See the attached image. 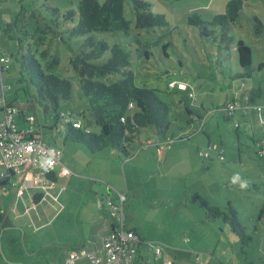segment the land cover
Masks as SVG:
<instances>
[{
  "label": "rangeland",
  "instance_id": "374dc122",
  "mask_svg": "<svg viewBox=\"0 0 264 264\" xmlns=\"http://www.w3.org/2000/svg\"><path fill=\"white\" fill-rule=\"evenodd\" d=\"M143 1L152 12L164 15L166 25L137 28L133 0H124L123 15L131 21L129 30L69 36L67 29L76 19L54 28L51 20L55 17L50 9L65 12L77 8L79 0H0V53L8 56L10 62L9 71L4 73L11 84V89L6 90L7 102L21 108L26 115L36 116L35 129L39 131L43 126L42 140L55 141L62 149V162L75 158L84 171L88 167L95 170V163L86 160L90 152L78 143L65 140L61 121L56 127V121L50 119L55 110L44 112L39 103L32 105L31 98L20 89L15 61L20 45L7 36L4 28L19 15L12 34L23 39V49L26 51L29 43L36 46L35 40L39 42L43 37L39 48L47 51V57L40 59L44 62L57 58L54 73L69 79L73 85L72 99L62 101L56 109L58 112L73 114L87 110V100L80 94L78 76L69 62L79 52L82 42L92 35L108 45L99 61L110 56L112 45H119L129 53L128 67L133 71L135 85L153 89L168 106L170 127L164 138L150 125L141 128L135 138L137 146L132 145L131 163L123 167L122 161L129 163L130 159L125 161L122 156L119 163L106 161L108 174L89 177L93 179L91 185H95L92 191L103 202L108 195L114 202H118V193L125 195V224L156 237L152 241L161 246V258L168 247L182 243L197 246L193 250L200 257L196 261L199 264L205 262V257L211 258V253L217 264L218 259L228 264H264V217L258 219L264 204V0H242L239 17L229 28L231 40H223L216 25L207 23L208 33L204 35L189 22L193 14L210 22L214 15L224 13L229 0ZM23 26L29 32L27 36L22 35ZM48 26L61 31L62 36L53 34ZM256 27L259 33H255ZM239 40L251 50L254 73L250 78L237 77L241 72L236 53ZM171 82H184L195 94L193 104L186 97L187 92L170 86ZM232 101L236 108L228 117L222 109ZM26 126L24 122L19 124L21 128ZM142 140L148 145L138 150ZM208 142L217 144L218 148L209 150V157H202L200 152L208 151ZM160 146L161 157L157 150ZM109 151L102 153L107 155ZM108 168L102 163L97 171ZM235 173L247 181L245 188L231 183ZM58 182L63 184L60 178ZM5 186L12 187L7 183ZM75 186L87 192V181L77 179ZM8 193H2L3 197ZM205 202L225 212L228 203L234 207L251 238L244 253L222 217H205ZM169 250L172 257L173 250ZM147 253L149 260L144 259L153 263V257L157 256L149 250Z\"/></svg>",
  "mask_w": 264,
  "mask_h": 264
},
{
  "label": "trees",
  "instance_id": "16d2710c",
  "mask_svg": "<svg viewBox=\"0 0 264 264\" xmlns=\"http://www.w3.org/2000/svg\"><path fill=\"white\" fill-rule=\"evenodd\" d=\"M123 2L124 0H104L101 3L98 0H79L77 8H70L65 12H60L58 8H51L50 13L55 17L51 22L54 28H57L60 24L73 22L76 19L75 24L67 29L66 33L69 36L89 35L95 31H127L131 21L123 15ZM242 4V0H229L224 13L214 15L210 22L203 21L197 14H193L189 22L198 26L204 35L208 33L205 27L207 23L216 25L223 35L222 39L231 40L228 33L229 28L239 17ZM133 9L137 28L161 27L167 23L164 15L152 12L149 4L143 0H133ZM18 17L19 15L7 23L4 29L7 36L16 39L20 45L15 55L20 75L18 81L20 89L31 98L32 105L39 103L43 106L44 112L56 111L62 101L72 99V82L54 73L53 67L58 62L56 57L50 61L41 60L47 57V51L39 48V45H43V37L39 38V42L35 40L36 46L29 43L26 51L23 49V39L12 34V31L17 28ZM48 28L53 34L62 36L61 31L54 30L51 26ZM256 32H260L257 27ZM28 34L29 32L23 26L22 35L27 36ZM107 49L108 45L104 41L90 35L82 42L79 52L69 59L78 76L80 94L87 100V110L81 109L77 113H68L70 118L80 122L79 127L73 126L71 121L61 120V124L64 128V139L84 146L91 154L108 149L120 153L123 158H128L132 155V145L135 143L136 136L140 134L141 128L150 125L158 134L165 135L170 127L169 111L168 106L158 98L153 89L135 85L133 71L128 67L129 53L119 45H112L110 56L105 61H99ZM236 53L238 66L241 69L237 77L250 78L254 73V68L251 64L249 46L239 40ZM258 68L260 70L262 65ZM129 103L132 104L131 108L128 107ZM186 111L191 113L188 108ZM21 113H24L23 110ZM16 118L19 124L23 123V116L18 115ZM54 118L50 117L52 120ZM20 129L24 128L20 127ZM34 135L42 138L43 126L39 128V131L35 129ZM51 144L58 146L55 141ZM143 144H146V141H142L141 145ZM202 157L205 156L202 155ZM53 176L50 174L47 178L53 180ZM4 183L0 181V187ZM38 197V195L34 196L33 202L36 203ZM203 206L205 217H222L229 224L240 244V251L244 253V247L249 244L251 238L246 234L234 207L228 203L225 212L206 202ZM261 217H264V204L260 209L258 219ZM9 224L4 212L0 211V229ZM132 230L141 239L137 244L138 257H140L141 248L148 250L145 243L149 240L142 238L135 229Z\"/></svg>",
  "mask_w": 264,
  "mask_h": 264
},
{
  "label": "crops",
  "instance_id": "0c3cea01",
  "mask_svg": "<svg viewBox=\"0 0 264 264\" xmlns=\"http://www.w3.org/2000/svg\"><path fill=\"white\" fill-rule=\"evenodd\" d=\"M225 105L222 110L231 117L233 113H229ZM189 110L192 113L190 108ZM196 117L202 119L199 114ZM146 145L147 142L143 145L140 143L138 150L145 148ZM134 146L136 147L137 144ZM159 148L157 147L158 156L161 157L162 150L159 152ZM102 152L90 153L86 158L88 161L90 159V163H95V170L88 167L84 171L75 158H67L62 164L70 170L68 175H63L60 165L57 164L50 173L54 175L53 180L45 177L41 182L33 183L29 180L25 181L23 173L14 176L17 184L15 186L10 184L12 186L10 189L5 186L0 195L2 201L0 211L4 212L10 223L0 229V264H94L93 255H100L102 239L111 231L112 216L111 209L109 210L105 205L106 202L92 191L95 185H91L93 179L89 177L108 174L110 169L106 161L119 163L122 160L121 155L115 151L111 150L107 155ZM220 153L222 152H219V155ZM130 157L124 158L125 161ZM62 159L63 155L61 161ZM132 160L130 159L129 163L122 161L123 167ZM102 163L108 169L97 171ZM59 178L62 179V185L58 182ZM77 179L87 181L86 193L76 189ZM8 191L9 193L3 197L2 193ZM36 195L39 197L35 203L33 197ZM125 200L126 198L122 203L123 209ZM129 228L135 229L142 238L149 241L156 239L146 232L142 234L136 226L132 225ZM174 245L166 249L163 258L153 257L154 262L149 264H165L167 260L172 261L171 264H199L196 261H199L200 257L193 250L197 247L195 244L175 243ZM169 248L173 250L172 257ZM140 250L142 255L140 257L149 260V253L143 248ZM210 256L211 258L205 257V262L202 261L201 264H217V261L212 259V253ZM218 260L219 264H228Z\"/></svg>",
  "mask_w": 264,
  "mask_h": 264
},
{
  "label": "built area",
  "instance_id": "2783aa9c",
  "mask_svg": "<svg viewBox=\"0 0 264 264\" xmlns=\"http://www.w3.org/2000/svg\"><path fill=\"white\" fill-rule=\"evenodd\" d=\"M10 68L9 58L0 53V181L4 185L0 187V195L6 183L15 186L14 180L16 174L23 173L25 181L39 183L43 178L52 173L55 165H60V171L63 175L70 174V170L62 164V149L56 145L45 142L41 137L35 136L34 122L35 115H26L21 113L22 109L13 103H8L6 99V90L11 89V84L6 81L4 73ZM170 86H176L177 89L187 91V97L193 103L195 94L192 90L187 89L183 82H171ZM128 107H132L129 103ZM236 103L233 101L226 106L229 113H233ZM259 111V107L257 109ZM55 126L61 120L71 121L75 127L80 126V122L70 118L68 113L55 111ZM18 115L23 116L22 121L27 126L21 130L19 121L16 120ZM53 127V125H52ZM41 128V127H40ZM29 134V135H28ZM217 148L214 143H208V151L200 152L205 157L209 156V150ZM162 147L159 148L161 152ZM222 159V155H219ZM50 159L51 163L44 161ZM20 192V190H19ZM125 195L118 193V202H114L111 197L106 198V205L111 209L112 229L102 239L100 255H93L94 264H149L148 261L138 257L137 244L140 237L134 230L129 229L125 224V213L122 203ZM147 249L157 257L161 255V246L153 241H146ZM165 264H171L167 260Z\"/></svg>",
  "mask_w": 264,
  "mask_h": 264
},
{
  "label": "clouds",
  "instance_id": "9594fccd",
  "mask_svg": "<svg viewBox=\"0 0 264 264\" xmlns=\"http://www.w3.org/2000/svg\"><path fill=\"white\" fill-rule=\"evenodd\" d=\"M46 163H51V160L48 159L46 161H44ZM231 183L233 184H239L240 188H245L247 186V181L243 180L240 176L239 173H235L232 177H231Z\"/></svg>",
  "mask_w": 264,
  "mask_h": 264
}]
</instances>
